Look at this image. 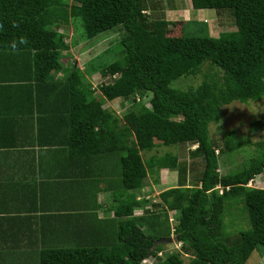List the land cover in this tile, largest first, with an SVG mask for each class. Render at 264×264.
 I'll return each instance as SVG.
<instances>
[{
	"label": "trees",
	"instance_id": "16d2710c",
	"mask_svg": "<svg viewBox=\"0 0 264 264\" xmlns=\"http://www.w3.org/2000/svg\"><path fill=\"white\" fill-rule=\"evenodd\" d=\"M190 3L193 9H229L223 12L236 28L212 36L205 22L191 19L181 25L180 34L169 35L168 22L147 13L155 9L153 0H0V66L19 73L3 81L65 87L73 121L71 150L76 147L92 158L112 153L119 171L120 185L109 209L113 217L103 224L84 222H91L84 244L42 249L39 264H140L150 254L153 264H245L256 248L264 254V187L248 185L264 172V139L252 143L256 152L241 169L220 173L219 154L243 142L235 129L223 133L222 144L209 132L223 106L264 98V0ZM76 18L88 39L121 25L122 57L102 66L92 58L85 70L68 67L63 56L68 45L59 30ZM102 68L113 79L100 84L102 99H97L82 76ZM198 74L203 77L196 85H173ZM116 98H131L129 124H120L115 112L103 108V101ZM249 127L263 130L264 117ZM155 139L166 146H194L190 156L203 160L199 176L188 178L190 167L173 153L144 159L141 151L152 150ZM162 168L177 171V184L158 194L159 203L148 205L137 194L148 176L158 182ZM231 200L241 202L249 222L234 239L224 233V211ZM137 208L142 213L135 216ZM168 210L175 212L172 232L179 248L160 257L155 242L170 238Z\"/></svg>",
	"mask_w": 264,
	"mask_h": 264
},
{
	"label": "crops",
	"instance_id": "0c3cea01",
	"mask_svg": "<svg viewBox=\"0 0 264 264\" xmlns=\"http://www.w3.org/2000/svg\"><path fill=\"white\" fill-rule=\"evenodd\" d=\"M153 1L147 13L162 16L174 35L178 20L205 22L209 34L219 21L214 9H193L190 0L187 8ZM12 74L19 75L0 66V264H39L42 249L84 244L91 236V222H84L113 217L119 171L112 153L92 158L71 150L65 87L3 81Z\"/></svg>",
	"mask_w": 264,
	"mask_h": 264
},
{
	"label": "rangeland",
	"instance_id": "374dc122",
	"mask_svg": "<svg viewBox=\"0 0 264 264\" xmlns=\"http://www.w3.org/2000/svg\"><path fill=\"white\" fill-rule=\"evenodd\" d=\"M188 1L189 0H175V4L179 7L187 8L189 6ZM223 11H229V9L217 10L216 13L219 15V21H214L213 24H209L211 25L210 34L212 36H218L220 32L230 31L236 28L230 14ZM170 16L176 18V15L174 14H171ZM178 18L179 17L177 16V19ZM180 22L181 21L178 20V24H176L177 26H174L173 31L175 34H180L182 31ZM183 22L186 23V21ZM59 31L64 33V41L68 45V48L63 50V56L65 57L68 67L74 64V66L79 67L81 70H85V66H87L92 58L97 57L95 59V64L102 66L122 57L120 39L122 38L124 31L121 28V25L105 31L95 38L88 39L84 36L81 20L76 18L73 19L68 26L63 28L61 27ZM168 34L174 35L170 30L168 31ZM67 73L68 71L61 72L60 74H57V76H54V79H52L61 80V76H66ZM117 76L118 75H115V77ZM202 77V74H198L196 76H186L176 80L173 85L185 89L191 85L198 84ZM111 79H113V76L109 75V71L104 68L91 74L85 73L82 76L83 83H85L88 90L92 91V96L97 97V99H102L99 94L100 84L108 82ZM145 100H147V98H144V101ZM141 101L142 102L140 103H144L143 100ZM131 103V98H116L111 102H108L107 100L103 101L102 106L110 112H115L120 118V124L124 122L129 124L133 120L131 112H128L131 107ZM262 117H264V98L261 100H249L248 103L233 101L222 107L220 120L217 123H211L209 126L210 136L222 144L221 137L223 133L227 130L235 129L236 137L237 139H242L243 145L235 150L229 149V151L219 154L220 173L234 172L241 169L248 159L255 154L256 146L252 143L256 140L264 139V129L250 128L249 122L253 119H262ZM154 141L156 146L152 150L141 151V155L144 159H148L151 155L160 156L165 153H173L178 156L180 162L185 161L188 168L190 167V169H188V178L192 179L199 176V173L203 168V160L199 157L192 158L190 156L189 152L193 147L191 144L178 143L166 146L161 145L157 139ZM244 141H246V143ZM188 183H190L189 180ZM176 184L177 171L167 168L163 170L161 169L158 173V182L154 183L152 176H148L144 187L140 189L138 194L150 201L148 205L151 203H159L157 202L158 194L169 187L176 186ZM248 185L253 187H264V172L254 176ZM139 213H142L141 208H137L134 211L135 216ZM166 213L168 217L171 216V219L169 218L168 220L171 228V234L169 239H162L155 242V252L160 257H164L165 253L172 250H178L179 248V243L175 239V235L172 232V226L174 224V219L176 218L175 212L168 210ZM224 217V233L229 239H234L240 231L249 228L246 211L244 212V210H242V204L239 200H231L227 202ZM182 257L186 262L187 257L185 255ZM154 262V257H148L145 264H153ZM245 264H264V254L261 255L258 248H256Z\"/></svg>",
	"mask_w": 264,
	"mask_h": 264
},
{
	"label": "built area",
	"instance_id": "2783aa9c",
	"mask_svg": "<svg viewBox=\"0 0 264 264\" xmlns=\"http://www.w3.org/2000/svg\"><path fill=\"white\" fill-rule=\"evenodd\" d=\"M136 100H137V101H139V100H140V97H137V98H136ZM169 218L171 219V216H170ZM147 258H148V257H146V258L142 259V262H141V264H145V263H146V260H147ZM150 258H151V256H150ZM152 258H153V257H152Z\"/></svg>",
	"mask_w": 264,
	"mask_h": 264
},
{
	"label": "clouds",
	"instance_id": "9594fccd",
	"mask_svg": "<svg viewBox=\"0 0 264 264\" xmlns=\"http://www.w3.org/2000/svg\"><path fill=\"white\" fill-rule=\"evenodd\" d=\"M12 47L15 48V44H14V43H13ZM136 101H137V100H136ZM139 101H140V100H139ZM193 148H194V146H193ZM150 256L155 258V256L152 255V254L148 255L147 257H150ZM145 258H146V257H145ZM141 262H142V260H141ZM140 264H141V263H140Z\"/></svg>",
	"mask_w": 264,
	"mask_h": 264
},
{
	"label": "water",
	"instance_id": "95a60500",
	"mask_svg": "<svg viewBox=\"0 0 264 264\" xmlns=\"http://www.w3.org/2000/svg\"><path fill=\"white\" fill-rule=\"evenodd\" d=\"M177 241H179V237L178 236H176V238H175Z\"/></svg>",
	"mask_w": 264,
	"mask_h": 264
}]
</instances>
